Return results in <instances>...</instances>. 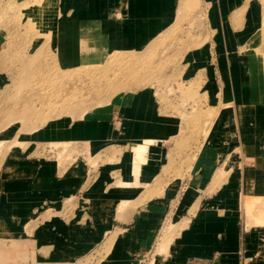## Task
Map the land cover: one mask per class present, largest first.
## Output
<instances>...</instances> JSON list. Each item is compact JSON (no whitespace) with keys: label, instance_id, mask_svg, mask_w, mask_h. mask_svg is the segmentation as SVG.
Listing matches in <instances>:
<instances>
[{"label":"crops","instance_id":"crops-1","mask_svg":"<svg viewBox=\"0 0 264 264\" xmlns=\"http://www.w3.org/2000/svg\"><path fill=\"white\" fill-rule=\"evenodd\" d=\"M46 1L58 14L51 47L70 68L146 49L176 23L182 0ZM206 4L207 42L218 43L224 63H214L211 45L198 47L185 55L184 73L204 79L208 108L223 107L201 146L172 141L182 119L149 88L29 138L4 130L0 264H264V228L249 227L245 206L264 197V79L239 51L247 34L232 24L245 0ZM145 138L156 142L136 178L128 159ZM53 144L79 156L61 166L45 156Z\"/></svg>","mask_w":264,"mask_h":264},{"label":"rangeland","instance_id":"rangeland-1","mask_svg":"<svg viewBox=\"0 0 264 264\" xmlns=\"http://www.w3.org/2000/svg\"><path fill=\"white\" fill-rule=\"evenodd\" d=\"M54 7L46 0H0V133L13 126L29 138L47 130L54 121L82 118L115 103L120 96L149 88L156 92L167 113L182 119L178 137L172 141L180 139L179 146L192 147L194 151L201 146L223 107L219 101L217 108L213 109V105L208 108L206 97L201 98L200 94L204 79L201 82L198 77L190 83V77L184 73L185 55L198 47L211 45L214 63H224L218 43L207 42L213 29L206 21V0H182L176 23L142 51L111 54L102 59L92 57L70 68L63 66L58 52L51 47L53 22L58 17ZM234 16L233 26L249 38L239 51L248 55L253 64L256 61L258 74L264 79V0H245ZM154 142V138H145L134 146L147 145L142 161H135L134 148L128 159L132 161L136 178L143 164L149 161L150 145ZM68 150L69 144H53L45 156L59 157L63 166L65 161L73 162L79 156L69 154ZM192 153L187 157L188 162L193 158ZM85 156L93 164L91 155ZM259 198L260 201L251 200L256 202L253 211L245 203L249 227L264 228V197ZM181 227H187V222ZM173 239L174 235L166 236L158 253H166L164 247Z\"/></svg>","mask_w":264,"mask_h":264},{"label":"bare ground","instance_id":"bare-ground-1","mask_svg":"<svg viewBox=\"0 0 264 264\" xmlns=\"http://www.w3.org/2000/svg\"><path fill=\"white\" fill-rule=\"evenodd\" d=\"M147 145L146 144H143V145H138L134 148V151H135V161L136 162H140V160L142 161V159H144V152H145V149H146ZM147 150V149H146ZM146 153V152H145ZM248 199V198H247ZM253 198H251L250 200H246L247 201V206L251 209V211H253V202L256 201V198L255 201L253 200V202L251 201ZM257 200H261L260 198ZM256 203V202H255ZM260 209V208H259ZM262 209V208H261ZM258 212V210H256Z\"/></svg>","mask_w":264,"mask_h":264},{"label":"water","instance_id":"water-1","mask_svg":"<svg viewBox=\"0 0 264 264\" xmlns=\"http://www.w3.org/2000/svg\"><path fill=\"white\" fill-rule=\"evenodd\" d=\"M189 264H212V263L207 261L195 260L194 262H191Z\"/></svg>","mask_w":264,"mask_h":264}]
</instances>
